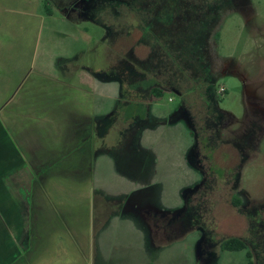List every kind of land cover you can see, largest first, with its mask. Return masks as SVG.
Segmentation results:
<instances>
[{"label": "rangeland", "instance_id": "obj_1", "mask_svg": "<svg viewBox=\"0 0 264 264\" xmlns=\"http://www.w3.org/2000/svg\"><path fill=\"white\" fill-rule=\"evenodd\" d=\"M176 1L0 0V115L42 183L26 262L67 264L71 232L75 264H247L227 237L264 264V0Z\"/></svg>", "mask_w": 264, "mask_h": 264}, {"label": "crops", "instance_id": "obj_2", "mask_svg": "<svg viewBox=\"0 0 264 264\" xmlns=\"http://www.w3.org/2000/svg\"><path fill=\"white\" fill-rule=\"evenodd\" d=\"M3 106H5V104H3ZM8 115L10 116L9 112ZM10 125L11 126L8 127L0 115V264H31V260H28V262L24 260V257L28 258L26 254V250H28V237L26 236L28 234V229L26 227L28 210L33 206L31 205L32 201L38 198L36 188L42 183L38 182L37 178L33 177L37 169L36 167L34 168L27 159L28 154L26 152L28 151L24 147V139L21 142V137L20 139L18 137L21 131L17 130L16 126H12L13 124ZM18 129H21L20 126ZM143 149L146 150H142L144 152L143 154L140 150L136 149L133 156H137V163L140 161L141 157L142 163L146 162L151 169L149 163H154L151 161V154H154V151L151 147ZM135 167L137 170H131L130 177L133 178V181H136V185L137 182L140 184L137 185L139 186L137 189L134 188L135 190H133V192L140 190V186H148V181L151 178V172L147 174L144 168L139 170L140 164L134 165V168ZM122 172L124 174L126 173L123 170ZM32 187L34 188V190H32L33 195L32 192L28 190ZM115 215L117 217V214ZM119 215L121 216V214ZM147 215L149 216V214ZM111 216L113 215L111 214ZM149 225L150 223H147V232L149 231ZM137 226L138 225H136V227ZM71 235L73 234L69 232L70 240L68 241V245L66 243V251L68 252L67 264H75L74 251H76V248L75 241H72ZM146 237L148 243L149 233ZM77 247L80 249V244H78ZM148 249L149 246L147 244L145 250L150 252ZM56 250H59V248L56 249L54 244L48 261H53L52 259L55 256ZM93 250H95V247H93ZM100 253L103 255L102 264H106L107 254L103 252ZM88 258V264H97L96 257L93 258L92 252L89 254ZM32 264H34L33 261Z\"/></svg>", "mask_w": 264, "mask_h": 264}, {"label": "trees", "instance_id": "obj_3", "mask_svg": "<svg viewBox=\"0 0 264 264\" xmlns=\"http://www.w3.org/2000/svg\"><path fill=\"white\" fill-rule=\"evenodd\" d=\"M161 1V2H160ZM165 1V2H164ZM177 2L176 0H153V6H160V7H157V9L159 10L158 11V17H160L162 20L170 17L172 15V13L174 12L175 10V6L177 5ZM165 3V5H164ZM146 6L142 7V10L143 12H140L142 14H144L145 11H148L150 9V7L152 5L149 6L148 3L145 4ZM140 6V5H139ZM154 7V11H155V8ZM43 8H44V12L46 14H50L49 12V6L47 3H44L43 5ZM162 94V90H160L158 87H154L151 89L150 91V95L153 99H158ZM122 105H128L127 107H124L125 108V112L127 114H129L130 116H134L136 115L137 117H143L142 115V105L141 106H138L137 108V111H134V108L136 107V104H133L131 102H129L128 100H122ZM151 157L153 158V154L151 155ZM121 169L118 167V170L117 172H120ZM235 203V201H234ZM236 204V203H235ZM220 250L221 251H242V250H245V256H246V259H247V264H252V261H251V254L250 252L247 250L246 251V244L244 242V240L238 238V237H227V238H224L223 240H221L220 242Z\"/></svg>", "mask_w": 264, "mask_h": 264}]
</instances>
